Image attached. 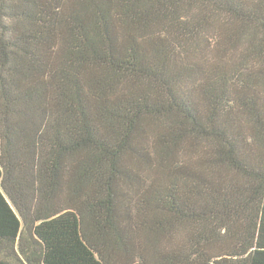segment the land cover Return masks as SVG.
<instances>
[{"label":"trees","instance_id":"obj_1","mask_svg":"<svg viewBox=\"0 0 264 264\" xmlns=\"http://www.w3.org/2000/svg\"><path fill=\"white\" fill-rule=\"evenodd\" d=\"M0 264H264V0H0Z\"/></svg>","mask_w":264,"mask_h":264}]
</instances>
